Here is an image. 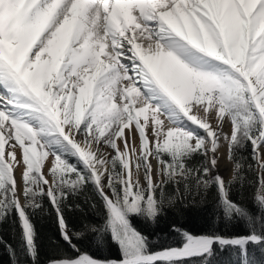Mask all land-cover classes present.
I'll list each match as a JSON object with an SVG mask.
<instances>
[{
    "label": "snow or ice",
    "instance_id": "snow-or-ice-1",
    "mask_svg": "<svg viewBox=\"0 0 264 264\" xmlns=\"http://www.w3.org/2000/svg\"><path fill=\"white\" fill-rule=\"evenodd\" d=\"M222 142L264 202V0H0V223L15 210L30 252L44 197L80 252L63 209L91 185L123 259L50 264H147L125 212L181 182L230 203Z\"/></svg>",
    "mask_w": 264,
    "mask_h": 264
},
{
    "label": "trees",
    "instance_id": "trees-1",
    "mask_svg": "<svg viewBox=\"0 0 264 264\" xmlns=\"http://www.w3.org/2000/svg\"><path fill=\"white\" fill-rule=\"evenodd\" d=\"M237 151L238 155L248 157V163H253L250 147ZM70 162L75 163V158H70ZM196 163V157L189 161L190 166ZM179 189L182 198L176 195L173 184L159 193V210L152 218H149L146 207L134 213L125 212L130 229L142 238L143 255L180 248L193 236L232 239L255 235L264 239V202L257 199L254 171L244 168L236 179L226 184L227 201L230 203L222 199L214 184L206 188L190 184L185 189L184 182H181ZM94 203L97 208L92 207ZM76 205L80 207L76 208ZM100 207L102 205L93 187L86 185L75 197H69L63 209L71 231L83 233L79 238L72 237L80 252H74L61 235L55 210L47 197H44L40 208L26 209L34 231V253L29 251L19 217L13 210L0 223V264H49L81 253L100 261L123 259L121 249L106 224L107 212L101 213ZM86 225L95 226L96 231ZM244 247L247 264H264V242L245 243ZM152 264H242V251L233 245L215 244L200 257Z\"/></svg>",
    "mask_w": 264,
    "mask_h": 264
},
{
    "label": "bare ground",
    "instance_id": "bare-ground-1",
    "mask_svg": "<svg viewBox=\"0 0 264 264\" xmlns=\"http://www.w3.org/2000/svg\"><path fill=\"white\" fill-rule=\"evenodd\" d=\"M141 119H143V118H141ZM229 127H230V122L225 125L224 131L228 132ZM125 132L127 133V130H125ZM117 143H120V141L118 140ZM7 147H8V145L6 144V147H5L6 150H7ZM219 152L221 153V159L218 162V170L217 171L224 178V180L227 182L228 180H230V178L233 175L234 165H233V162L228 159L227 144L226 143L222 142V146L220 147ZM19 155L20 154L18 153V157H19ZM129 159H131V155H129ZM153 163H154V161H153ZM215 174H217V173L214 172L213 175H215ZM17 175H19V174H17ZM212 184H215V183H212ZM204 237H206V236H200L199 238L194 237V236L189 237L188 240L181 246V248L170 249V250H166L160 254H156L155 256H149L152 258L150 260H154V259L162 260V259H167V258L191 257L194 255H199L202 251H206L210 245V242L208 239L209 237L208 238H204ZM253 237H255V239H253ZM236 238H239V239L242 238V239H244L243 242L250 243V244H259L261 242H264V239L259 238L258 236H255V235H251V236H247V237H244V236L243 237H236ZM207 253H205L203 255H206ZM244 260L246 261V264H247V250L245 247L243 248V251H242V264L245 262Z\"/></svg>",
    "mask_w": 264,
    "mask_h": 264
},
{
    "label": "water",
    "instance_id": "water-1",
    "mask_svg": "<svg viewBox=\"0 0 264 264\" xmlns=\"http://www.w3.org/2000/svg\"><path fill=\"white\" fill-rule=\"evenodd\" d=\"M231 179V178H230ZM134 230V229H132ZM135 231V230H134ZM136 232V231H135ZM199 238V237H198ZM204 238H208V237H204ZM209 242H210V245L209 247L207 248L206 251H202L199 255H194V256H191V257H177V258H167V259H162V260H158V259H154V260H148L149 263H154V262H158V261H169V260H183V259H189V258H194V257H200L202 256L203 254L207 253L211 247L215 244H218V245H234V246H238L240 245L244 239H239V238H232V239H228V238H222V237H209ZM260 240V239H259ZM166 251V250H164ZM164 251H161V252H157V253H153V254H149V255H145V257H149V256H155L156 254H160ZM95 260V259H94ZM95 261H100V260H95ZM113 261V260H111ZM50 264V263H49Z\"/></svg>",
    "mask_w": 264,
    "mask_h": 264
},
{
    "label": "rangeland",
    "instance_id": "rangeland-1",
    "mask_svg": "<svg viewBox=\"0 0 264 264\" xmlns=\"http://www.w3.org/2000/svg\"><path fill=\"white\" fill-rule=\"evenodd\" d=\"M78 139H82V137H79ZM6 147V146H5ZM100 151H103L104 152V154L106 155V156H108V154L109 153H112L113 155H114V152H113V150H111L110 148H108V147H103L102 149H100ZM111 157H109V159H110ZM49 163V160L48 159H46L45 160V162H44V165L46 166L47 164ZM43 171H44V169H43ZM232 178V177H231ZM215 185V184H214ZM216 187H217V185H215ZM217 190L219 191V189L217 188ZM220 192V191H219ZM132 230V229H131ZM111 231V230H110ZM136 233V232H135ZM111 234H112V236H113V232L111 231ZM139 235V234H138ZM139 237L141 238V236L139 235ZM113 239H114V236H113ZM115 240V239H114ZM116 241V240H115ZM117 242V241H116ZM118 243V242H117ZM246 242H242L240 245H238V247H240L241 249H242V251H243V248H244V244H245ZM118 245H119V247H120V249L122 250V246H121V244L120 243H118ZM143 248L141 249V255H143ZM172 261V260H171ZM245 261V260H244ZM160 262H166V261H160ZM147 264H149V262L147 261ZM243 264H246V261L243 263Z\"/></svg>",
    "mask_w": 264,
    "mask_h": 264
}]
</instances>
